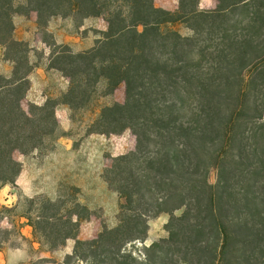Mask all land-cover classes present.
Masks as SVG:
<instances>
[{
    "label": "trees",
    "instance_id": "obj_1",
    "mask_svg": "<svg viewBox=\"0 0 264 264\" xmlns=\"http://www.w3.org/2000/svg\"><path fill=\"white\" fill-rule=\"evenodd\" d=\"M25 3L26 12L17 14L34 12L39 21L78 11L102 19L107 30L80 53L54 45L51 67L69 80L68 90L24 111L30 69L21 72L12 56L20 44L11 39L10 16L0 12V42L14 62L12 76H0V186L19 174L16 151L47 148L58 104L72 119L92 109L88 134L124 123L135 147L112 161L106 177L120 201L117 226L97 241L77 240V260L264 264V0H216L209 11L198 10L197 0H180L174 12L153 0ZM119 86L123 103H98V90L112 94ZM161 214L169 217L166 238L144 246L143 261L133 258L124 247L144 242L148 220ZM72 215L74 221L69 216L54 227L56 234L64 224L73 227L59 244L44 233L50 248L75 238L81 217ZM27 219L35 231L39 222ZM79 246L88 253L77 255Z\"/></svg>",
    "mask_w": 264,
    "mask_h": 264
},
{
    "label": "rangeland",
    "instance_id": "obj_2",
    "mask_svg": "<svg viewBox=\"0 0 264 264\" xmlns=\"http://www.w3.org/2000/svg\"><path fill=\"white\" fill-rule=\"evenodd\" d=\"M26 10L25 0H0V12L3 13L4 17L12 16L15 12L24 13ZM30 13L25 15L26 20L30 19ZM35 14L31 16H35ZM65 18L72 22L75 29L81 28L84 20L88 19L84 18L78 11L73 12ZM47 21V19H41L37 23L39 35L49 43L51 42V37L45 31ZM105 26L107 27V24L103 20H100L93 24L91 23L87 30L92 33L97 31L96 28H103ZM7 29L9 28L5 25L4 30ZM178 29L181 34H187L184 28L178 27ZM6 33L3 39H7ZM19 44L11 53L19 66L21 65L22 72L27 66V46L24 42ZM96 95L99 96L98 103H110L111 101L123 103L124 87L119 86L112 94L105 92L103 95L100 89ZM101 95L102 97H100ZM94 114L95 112L92 113V109L76 112L72 119V129L68 132V135H72L75 138L76 145L83 142L84 149L82 151L84 158L88 160L87 165L91 168L90 175L76 176L74 170L67 163L68 159H71L72 156L70 158L57 156L51 161V164L46 163L45 156L53 150L54 141L61 133L58 127L54 134L55 136L44 141L48 142L46 149L34 150L26 154L16 151L13 154L14 160L19 164V174L21 171H26L27 174L32 176H39L41 171L46 179L40 181L41 187L39 188V193L32 194L27 191L24 194H20L17 210L12 212H4L3 209L0 210V243L6 242L10 246H16L21 243L26 244L20 238V228L15 222L17 216L21 215L25 218L32 219L34 222H39V226L35 231L30 226L32 232L37 240L42 242L48 250L54 252H52L50 257L39 261L36 260L33 264H90V258L85 261L77 260L73 254L76 241H97L104 235L107 229L114 228L118 224L119 197L115 192L114 185L109 184L106 181V177H108V171L112 165V161L116 157L128 154L134 150L135 137L125 127L124 123H118L113 127L97 129L99 132H104L102 134H88V129L91 128ZM92 135H97V139H90L89 137ZM85 142H100L101 145L96 150L94 147L86 145ZM38 169L40 170L39 173H37ZM208 181L210 184H215V170L210 171ZM2 187L13 189L15 187V181L12 184L0 186V188ZM73 213H78L81 217L76 229L75 238H68L63 245L50 248V244L44 238V233L51 238L53 243L59 244L63 240V236L69 233L73 227L64 224L59 234H56L54 227H58L62 222H67L69 216L74 221L75 215L73 216ZM4 215L8 216V223H12V226L9 228L2 221ZM176 215H179V212ZM168 218L166 214L150 218L148 220L146 240L144 242L127 244L124 247L125 251L133 258L143 261L145 259L144 246H149L159 239L166 238L167 232L165 225ZM68 249L70 250V254L64 253ZM76 253L79 256L87 254L88 248L79 246ZM30 255L32 258L34 257L33 252Z\"/></svg>",
    "mask_w": 264,
    "mask_h": 264
},
{
    "label": "crops",
    "instance_id": "obj_3",
    "mask_svg": "<svg viewBox=\"0 0 264 264\" xmlns=\"http://www.w3.org/2000/svg\"><path fill=\"white\" fill-rule=\"evenodd\" d=\"M179 1L153 0V4L157 8L174 12L179 9ZM215 7L216 0H197L198 10L209 11L214 10ZM32 14L35 13H30L29 20H26V16L22 14L14 13V15L10 16L11 39L18 43L24 42L27 46L26 60L30 70L25 78L28 84L26 94L21 101L24 111L28 110L27 106L29 104L42 106L50 100H58L68 90L69 80L51 67L54 45L67 46L74 53L83 52L91 49L100 38V33L107 30L106 26L96 28L97 31L92 33L87 30L91 23L102 20L100 18H88L84 20L81 28L75 29L69 19L53 17L47 21L45 26V31L51 37V42L48 43L39 35L37 16L36 14L31 16ZM13 69L14 62L6 56V46L0 42V76L10 78ZM54 117L61 133L54 141L53 150L45 156L46 163L51 164V161L57 156L67 158L72 156L67 163L74 170L76 176L90 175L91 168L87 165L88 160L84 158L82 151L84 149L83 142L76 145L75 138L72 135H68L73 126L70 110L65 105L58 104L54 109ZM97 137V135H92L89 138L97 139ZM85 143L96 150L101 145L100 142ZM39 171L38 169L37 173ZM40 173L39 176H32L27 174L26 171H21L15 180L13 189L9 187L0 188V210L3 209L4 212L15 211L19 206L20 194H24L27 191L32 194L39 193L40 181L46 179L41 171ZM7 217V215H4L2 221L9 228L12 223H8ZM15 222L20 228V238L26 244L21 243L16 246H10L6 242L0 243V264H33L36 260L39 261L50 257L54 251L48 250L42 242L35 238L32 228L28 225V219L20 215L16 217ZM31 252L34 254L33 258L30 255ZM64 253L70 254V250L68 249Z\"/></svg>",
    "mask_w": 264,
    "mask_h": 264
}]
</instances>
